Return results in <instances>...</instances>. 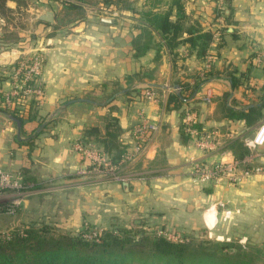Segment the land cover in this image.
I'll return each mask as SVG.
<instances>
[{"label": "crops", "instance_id": "obj_1", "mask_svg": "<svg viewBox=\"0 0 264 264\" xmlns=\"http://www.w3.org/2000/svg\"><path fill=\"white\" fill-rule=\"evenodd\" d=\"M179 1L184 17L176 34L161 33L154 21L166 12L170 22L177 19L173 0H134L124 20L118 7L109 14L74 21L64 10L58 23L55 15L52 23L42 21L39 16L46 9L54 14V7L40 8L36 3L33 19L39 35L31 34V43L25 38L27 17L13 23L1 17L0 169L27 176L35 150L43 161L37 184L54 177L85 198L114 196L119 210L136 208L137 218H148L147 223L141 220L147 227L149 218L167 220L180 209L182 227L161 220V229L181 235L205 232L208 237L243 240L264 250V145L245 142L264 122V0ZM5 6L8 13L16 14L15 2L8 0ZM101 17H111L113 22L102 23ZM10 31L21 45L10 41ZM33 55L43 60L37 76L41 95L16 104L23 120L17 126L4 99L17 66L12 67ZM203 72H208L209 79L188 95ZM145 89L156 94L154 101L143 97ZM207 91L210 99L205 101ZM179 92L183 99L169 102L168 97ZM109 105L118 108L110 117L118 129L115 141L123 148L124 156L116 162L123 176L112 180L79 175L77 170L86 160L73 150V144L92 145L102 152L85 130L95 126L104 134L107 121L96 126L91 125L92 118L95 113L104 115ZM96 106H102L100 112L92 110ZM188 115L194 119V133L182 123ZM141 119L157 123L158 130L135 160L126 161V153L133 149L131 128ZM208 133L213 146L200 149L197 137ZM247 157L261 171L239 184L197 182L189 173L193 161L214 165ZM191 218L195 220L190 222Z\"/></svg>", "mask_w": 264, "mask_h": 264}, {"label": "trees", "instance_id": "obj_2", "mask_svg": "<svg viewBox=\"0 0 264 264\" xmlns=\"http://www.w3.org/2000/svg\"><path fill=\"white\" fill-rule=\"evenodd\" d=\"M8 0H0V12L6 14L9 9L5 6ZM18 5V0H10ZM66 4L68 10L78 9L81 4L88 3L91 0H61ZM109 4H114L113 0H106ZM177 9V19L174 22L168 20V14L163 13L156 16L154 21L158 25L161 33L176 34L180 29V20L182 7L179 0H173ZM154 24V23H153ZM208 36L202 37L203 43H207ZM173 44V41L171 42ZM203 53V52H202ZM18 61L12 67L17 66ZM208 72L199 77L197 82L188 92L190 95L193 90L201 83L209 79ZM188 89V88H187ZM179 92L168 97L169 102L176 103L183 99ZM6 107V106H5ZM175 107H177L175 105ZM11 111L7 112L11 117L23 122L15 106L7 107ZM232 118H248L242 114L228 113ZM109 120H111L109 118ZM107 121L104 127V134H99V129L95 126L85 130L86 135L94 136V141L101 145L102 152L110 155V160L117 164L120 157L123 158V148H119L115 141L117 136L116 121ZM115 131H110L111 127ZM196 124L193 126L195 127ZM180 133L185 137L184 128L180 127ZM31 139L27 138L25 142L31 146ZM122 155V156H121ZM23 185L34 183V180L21 171ZM37 188V184H33ZM6 213L5 210L0 211ZM84 231V230H83ZM78 232L74 235L50 233L46 226L36 227L33 224H26L14 228L8 232L0 233V264H264L261 260L263 251L255 249L253 253L238 252L230 254L225 244L199 243L191 246L183 242H173L162 236L154 234L146 235L142 232L137 238H128L121 232H111L104 230L96 233L93 237L87 233ZM86 234V235H85Z\"/></svg>", "mask_w": 264, "mask_h": 264}, {"label": "rangeland", "instance_id": "obj_3", "mask_svg": "<svg viewBox=\"0 0 264 264\" xmlns=\"http://www.w3.org/2000/svg\"><path fill=\"white\" fill-rule=\"evenodd\" d=\"M36 3H38V6L40 8H49L52 5L54 7L55 19H57L58 23V21L63 17L64 10H67L66 14L64 15H66V17H69V20L74 21L86 16L95 17L99 14H109L114 12L115 9L113 8L116 7L121 8L122 12L124 13V15L121 14L120 17H123V20L124 18L128 19L131 14V12H129V9L131 8L132 3H134V0H113L114 4L111 5L106 0H91L88 3L81 4L78 9L72 10H68L66 8V4L61 0H18V5L15 9L16 14L13 15L12 13L10 14L6 12V14L4 15L0 12V18H4L3 20H5L4 22L6 23H13L17 22V20L20 19V16H24V18L27 17L28 24L25 28V38L27 40L26 43L32 42V39L30 37L31 34L39 35V30L36 28L37 23L33 19L38 11L34 9L37 6ZM59 4L62 6L61 10L58 9ZM16 26L20 27L19 24H17ZM0 27H2V25ZM5 29L8 31L6 27ZM4 31L5 30H3L2 28L1 32L4 33ZM7 37L10 39V41H12V43L17 44L18 46L22 43L20 38L14 31H10L7 34ZM108 94L110 95V93ZM108 96L104 97L103 100H100V103H105L106 99H108ZM100 107L102 106L93 107L92 110L94 112H100ZM117 110L118 108H116L114 105H109V107L105 111H103L105 112L104 115H96L97 113L93 114V124L91 125L102 126V123L108 121L109 118L111 119L109 121H113L112 117L110 116H112V114ZM134 126L131 128L130 133V138L132 141V130ZM111 130L112 132H114L115 128L112 127L110 131ZM116 132H118L117 127ZM91 147L93 146L91 145ZM132 153L133 150L127 152L125 156H129ZM31 159L32 168L31 170H29L27 176L34 179V183L29 182V184H26L27 186H25L23 185L21 171L12 173L20 176L21 184L23 187H26L25 191H27L28 194L22 200V203L15 207L10 214L0 212V233L8 232L14 228H18L26 224H33L36 227L46 226L47 228H49L50 233L53 235H74L84 230V233L90 231V235L85 234L86 237H93L94 235H96L93 233L94 231L96 233H100L104 230H107L117 233L121 232L122 234H126L128 238H137L142 235V232H144V234L146 235L142 236H153L154 234H156L173 242H183L190 244L191 246L199 243H206L210 246H212L211 244L215 243L225 244L228 246L227 251L230 254H237L238 252H246L250 254L253 253L255 249H258L260 251H263L261 260L264 261L263 248L259 249L251 247L248 245V243H246V241L244 242L243 240L239 241L235 239L228 241L224 240L223 238H221V240H218L213 238L212 236L208 237L205 232L197 233L196 231H193L190 234L183 232L181 235L161 229V225L158 224L161 222V220H163L164 222H167V220L172 221V224L176 225L177 228L182 227L184 218L183 216H180L181 210L178 208L173 216H169L167 220L166 218L161 219V217L149 218L150 224L147 227L146 224L144 226L143 224H141V220H145V223H147L146 221L148 220V218H137L139 217L140 212L137 211L136 208H132L131 210H128L126 212L119 210V202L115 200L114 196L105 200H100V198L98 197L85 198L81 196L80 193H77V190H73V188H71L69 184L60 182L59 179H53L54 177H48L47 181H44L42 185L40 183L37 184V181H35V179L38 177V173H41L40 167L43 166V161L41 162L40 159L36 157L35 150L32 152ZM130 160L132 161L135 159H133L132 157V159ZM2 171L8 172L6 170ZM120 171L121 170L119 169L118 165V173L116 174V176L119 179L122 178L121 176H123ZM160 173H162V171H160ZM33 184H37V188H35ZM38 189H40V193H37ZM155 220L157 224L153 225ZM194 220V218L189 219L190 222H193Z\"/></svg>", "mask_w": 264, "mask_h": 264}, {"label": "built area", "instance_id": "obj_4", "mask_svg": "<svg viewBox=\"0 0 264 264\" xmlns=\"http://www.w3.org/2000/svg\"><path fill=\"white\" fill-rule=\"evenodd\" d=\"M261 57L264 61V54ZM42 62L43 60L40 55H33L31 58L22 60L18 63L17 67L14 68L11 73V89L9 93L5 95L4 99L6 107L18 106L29 96L41 95V90L37 85V76L41 71ZM143 96L148 101H154L156 98L155 93L149 89L144 90ZM203 99L205 101L210 99L209 91L205 93ZM183 122L186 126V130L194 133L191 128V125L194 123L192 116L188 115L184 119L182 118V123ZM157 130L158 124L151 123L146 119H141L136 123L132 130L134 142L132 149L133 153L129 156H125V160L129 161L132 157L139 155L145 149L147 143ZM211 139V133L198 136L196 144L200 149L208 150L213 146ZM245 142L253 147L264 145V122L256 127L252 136L246 139ZM73 150L81 154L86 160V165L77 170L79 175L119 180L116 176L118 173V165L114 164L103 152L80 142L73 144ZM251 164L250 157L241 160L232 159L214 165H206L201 162L193 161L191 162L189 173L191 178L197 182H212L215 184L221 182L235 185L239 184L250 175L261 171L259 166H251ZM25 188L26 187H23L21 184L19 175L0 170V211L5 210V212L11 213L15 207L20 205L28 194ZM93 233L96 234L95 231Z\"/></svg>", "mask_w": 264, "mask_h": 264}, {"label": "water", "instance_id": "obj_5", "mask_svg": "<svg viewBox=\"0 0 264 264\" xmlns=\"http://www.w3.org/2000/svg\"><path fill=\"white\" fill-rule=\"evenodd\" d=\"M39 18L42 20V21H45L47 23H52L53 22V18H54V14L52 12V10L50 9H46L40 16ZM100 21L102 23H105V24H110L113 22L112 18L111 17H101L100 18ZM16 124L17 126H20V123L18 121H16ZM123 186L126 188L127 187V184L124 183Z\"/></svg>", "mask_w": 264, "mask_h": 264}]
</instances>
